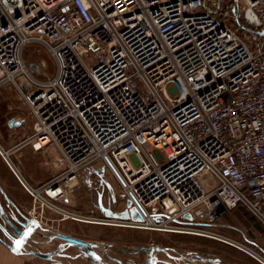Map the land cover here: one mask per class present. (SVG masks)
I'll use <instances>...</instances> for the list:
<instances>
[{
	"label": "built area",
	"instance_id": "built-area-1",
	"mask_svg": "<svg viewBox=\"0 0 264 264\" xmlns=\"http://www.w3.org/2000/svg\"><path fill=\"white\" fill-rule=\"evenodd\" d=\"M30 44L55 76L27 64ZM0 90L22 138L0 155L32 219H87L62 205L102 171L136 214L104 222L222 240L264 264L208 230L239 208L264 227V0H0ZM22 147L50 180L20 173Z\"/></svg>",
	"mask_w": 264,
	"mask_h": 264
},
{
	"label": "rangeland",
	"instance_id": "rangeland-1",
	"mask_svg": "<svg viewBox=\"0 0 264 264\" xmlns=\"http://www.w3.org/2000/svg\"><path fill=\"white\" fill-rule=\"evenodd\" d=\"M24 59L28 65L35 66L43 64L45 66V73H42L40 78L53 77L56 75V61L43 46L39 44H30L27 46L24 50ZM1 91L2 90H0V143L3 144L4 147H12L14 142L18 139V135H14L12 131H10L7 126V120L9 118L10 105L15 95L12 91L9 93L6 92L5 94ZM25 151L26 150L23 149L22 153ZM44 157V155H28L23 158V163H25L27 167L32 166L36 171H45L43 164L40 162L45 160ZM1 168L3 169L2 172L7 176V179H11L15 187L19 189V193L21 192L20 195L23 194L25 197L26 207L32 210L33 199L31 196L24 190L18 179L12 173L10 174L8 172L6 166L1 165L0 169ZM90 172L91 171H89L88 174ZM108 180L109 181L105 184L91 183L90 180L81 182L80 185L70 193L68 200L62 207L72 214L87 219H95L96 221H106L115 218L125 220L129 219V217L126 218L125 215H129V213H131L130 217L135 218L136 216L133 215L132 208L118 191L117 183L113 180ZM109 198H112V201H109ZM104 210L108 211L107 215L102 213ZM44 214L49 222L53 220L57 221L53 224L49 223L50 226H53L52 229L57 232H69L76 238L78 236L87 238L102 246H108L110 249H112V247L160 248L163 252H158L155 255L161 261H168L171 263L174 261L181 264L196 263L197 261L210 262L213 264H260L241 250L218 239L187 234L143 231L129 227L102 225L101 223H87L73 218L60 221L63 220V216L48 209H45ZM36 221L41 224L38 229L39 233L49 236L50 234L47 232V229L50 228L45 225L43 226L41 223L43 221H41V219ZM97 229L102 230L100 231ZM208 230L217 235L228 237L242 243L264 256V227L244 208H239L227 213L217 223L208 227ZM34 236L36 235L29 234L26 242L22 244V247L18 251H23V253L36 251L35 244L30 241ZM36 238L40 239L41 242H46V245L55 248L63 243L60 240L48 242L47 239L41 236H36ZM114 241L117 243H114ZM41 250L42 249H37L38 252H42ZM75 251L76 249L73 248L66 249L64 254L55 260L67 257L66 259L73 261L75 264H92L89 259L82 256L80 260L70 258L69 256L71 254L69 253L76 254ZM99 253L106 261H109V257H125L123 253L117 255L114 249H112L110 253H105L101 250ZM147 257L145 253H141L136 260H144ZM159 264H162V262Z\"/></svg>",
	"mask_w": 264,
	"mask_h": 264
},
{
	"label": "water",
	"instance_id": "water-1",
	"mask_svg": "<svg viewBox=\"0 0 264 264\" xmlns=\"http://www.w3.org/2000/svg\"><path fill=\"white\" fill-rule=\"evenodd\" d=\"M35 68L36 67L33 68V71ZM3 195L7 199V196L5 195V193H3ZM10 205H12V203H10ZM128 205L130 206V203H128ZM133 214L136 215L135 212H133ZM8 215L9 217H13L16 224L10 221ZM125 215H126V218L130 217V215L128 214H125ZM0 218H1L0 229L2 231L1 239L4 243H7V244H8L7 242V239H8V241L11 242L10 245L12 249L14 250V252H17L22 247V245L18 247L16 242L18 240H23V243H25L29 234H34L40 226L39 223L34 219L26 218L24 215L18 218L14 214L8 213L7 211H5V209L3 208L1 204H0ZM3 223H5V225H3ZM17 226L19 227L17 228ZM8 229H13L15 232H17L16 238L11 236L8 233ZM48 231L49 230L47 229V232ZM49 233H51L49 236H43V235H40V236L42 238L47 239L48 242L53 241V240H58V241L60 240L63 243L59 247H56L54 250L47 252V253L38 252L36 250L32 252L29 251L26 254L39 257V258H43V259L53 260L55 258L61 257L66 251V249L74 248L77 250L80 256L85 257L86 259H89L92 264H124L126 261H122L119 258H114V257H109V259L113 261V263L108 262L99 253L100 250L104 251L105 253H110L111 250L114 249V252L117 255L123 253L126 255L131 254L132 256H138L141 253H145L148 256L143 262L132 261V264H159L161 262L162 264H171L166 261H161L157 258L155 254L156 252L162 251L160 248L155 249V248H149V247H130V248L112 247V249H110V247L108 246L105 247L104 245L102 246L96 242L86 241L84 239L72 237L69 235L62 234V233H57L54 231H51V232L49 231ZM30 241L34 244H37V242L33 239H31Z\"/></svg>",
	"mask_w": 264,
	"mask_h": 264
},
{
	"label": "crops",
	"instance_id": "crops-1",
	"mask_svg": "<svg viewBox=\"0 0 264 264\" xmlns=\"http://www.w3.org/2000/svg\"><path fill=\"white\" fill-rule=\"evenodd\" d=\"M1 145L3 146V144H1ZM10 148L11 147H8V146L4 147L5 150L10 149ZM24 150H26L24 153H22V151H21V153H19V155H17V158H19L18 159L19 160V167H20V170L22 171L21 173L23 174V176L26 179H29V181L31 183H33L34 185H38L40 180H39V176L36 173L35 168H32V166H29V167L25 166V163H23V158L25 156H28V155L34 156V155H39V154L34 153L30 147H27ZM40 162L42 163V161H40ZM1 165L6 166V168L8 169V172L10 174L11 173L13 174L11 169L6 165L2 156L0 155V167H1ZM19 167H18V169H19ZM2 171H3V169L1 168L0 169V201L4 203L5 211H7L8 213L14 214L18 218H20V217H22V215H24L26 218L32 219V216H30V214H29V212L32 210L28 209L26 207L25 197L23 196V194L20 195L21 192L19 193V189L17 187H15V184L11 181V179H7V176H5V174ZM3 193H5V195L7 196V199H4ZM8 199H9L10 203H12L13 206L10 205ZM44 215L45 214L41 215V218L38 217L41 219V221H43V222H41L43 224V226L45 225V226L49 227L50 229H48V230L50 232L51 231L57 232L56 230L52 229L53 226H50V224L54 223V220L53 221L50 220L52 222L51 223V222H49V220H47L45 218ZM8 217H9V215H8ZM9 219L12 223L16 224L13 217H9ZM66 220L67 219H65L64 221H66ZM0 221H1V218H0ZM3 225H5V223H3ZM39 225L41 226V224H39ZM40 226H39V228H40ZM18 227L19 226H17V228ZM38 229L36 230V232L33 235L46 236V234L39 233ZM97 230L101 231L102 229H97ZM49 231H48V233H49ZM0 233H2L1 229H0ZM8 233L15 238L17 236V232H15L13 229H8ZM57 233H62L65 235L72 236L69 232H63L62 231V232H57ZM49 234H51V233H49ZM36 236L33 237V239L37 242V244H35L36 250L42 249L41 251L43 253H47V252H50L53 249H55V247H50V245H46L45 244L46 242H41V240L36 238ZM1 237L2 236L0 234V264H73L74 263L73 261L66 259L67 257L66 258H59L58 260H55L56 258L53 260H48V259L35 257L32 255H27L26 253L24 254L23 251L22 252L21 251L14 252V250L12 249V247L10 245L11 242H9L7 239V242H9V243L8 244L4 243L1 239ZM72 237H74V236H72ZM77 238L92 242L90 239H87V238H83V237H79V236ZM110 242H113V241H110ZM114 243H117V242L114 241ZM35 249H33V250H35ZM75 253L76 254L69 253V254H71L69 257L74 259V260L75 259L80 260L81 256L79 255L77 250L75 251ZM174 264H181V263L174 262ZM190 264H213V263L204 262V261H197L196 263H190Z\"/></svg>",
	"mask_w": 264,
	"mask_h": 264
},
{
	"label": "flooded vegetation",
	"instance_id": "flooded-vegetation-1",
	"mask_svg": "<svg viewBox=\"0 0 264 264\" xmlns=\"http://www.w3.org/2000/svg\"><path fill=\"white\" fill-rule=\"evenodd\" d=\"M14 135H16V134H14ZM22 140V138L21 137H19L18 136V139H17V141L16 142H14V145L12 146V147H14L15 145H17L20 141ZM25 148H27V147H25ZM24 147H22V148H20V149H18L15 153H14V155H13V161L14 162H16V165L19 167V158H17V155H19V153H21V151L23 150V149H25ZM17 154V155H16ZM42 164H43V166H44V169H45V171H36V173H37V175L39 176V180H40V182L38 183V185H40V184H42V183H44V182H46V181H48V180H50L51 178H52V176H53V172L51 171V169L49 168V167H47L46 165H45V163H44V161H42ZM19 171H20V173L22 172L21 170H20V167H19ZM22 174V173H21ZM99 174H101V177H103L102 178V181L101 182H96L97 184H105V179H106V176L103 174V172L101 171ZM23 175V174H22ZM107 181V180H106ZM90 182L91 183H93L94 181H93V179H91L90 180ZM4 199H6L5 197H4ZM112 201V198L110 199L109 198V201ZM6 202V201H5ZM0 204L3 206V208H4V203L3 202H1L0 201ZM102 213L104 214V215H107V213H108V211H102ZM60 221H64V220H60ZM54 222H57V221H54ZM54 250V249H53ZM124 258H119V259H122V260H125L126 262L124 263V264H132V261H137V262H143L144 260H136V258L138 257V256H132L131 254H124Z\"/></svg>",
	"mask_w": 264,
	"mask_h": 264
},
{
	"label": "bare ground",
	"instance_id": "bare-ground-1",
	"mask_svg": "<svg viewBox=\"0 0 264 264\" xmlns=\"http://www.w3.org/2000/svg\"><path fill=\"white\" fill-rule=\"evenodd\" d=\"M68 218H71V215L70 214H65V217H64L63 220L68 219ZM75 220H79V221H83V222H87V223H94V224L95 223H101L102 225L122 226V224L110 223V222H113V221L104 222L102 220H100V221L97 220L96 221L95 219H81V218H75Z\"/></svg>",
	"mask_w": 264,
	"mask_h": 264
},
{
	"label": "snow or ice",
	"instance_id": "snow-or-ice-1",
	"mask_svg": "<svg viewBox=\"0 0 264 264\" xmlns=\"http://www.w3.org/2000/svg\"><path fill=\"white\" fill-rule=\"evenodd\" d=\"M16 243H17V246L19 247L20 245H22L23 240H18Z\"/></svg>",
	"mask_w": 264,
	"mask_h": 264
}]
</instances>
